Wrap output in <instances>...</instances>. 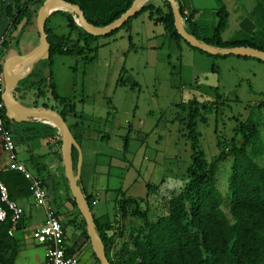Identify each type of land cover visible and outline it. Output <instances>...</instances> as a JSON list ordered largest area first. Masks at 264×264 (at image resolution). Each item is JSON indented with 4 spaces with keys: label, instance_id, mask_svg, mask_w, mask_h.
<instances>
[{
    "label": "rangeland",
    "instance_id": "1",
    "mask_svg": "<svg viewBox=\"0 0 264 264\" xmlns=\"http://www.w3.org/2000/svg\"><path fill=\"white\" fill-rule=\"evenodd\" d=\"M224 1L230 12L224 40L241 33L248 37L250 32H264L258 24H247L241 29V16L254 18L251 11L256 0L244 1L249 12L243 14L237 9L243 0ZM197 4L218 8L217 0H201ZM205 20L213 22L210 14ZM52 25L59 34L68 32L61 15L56 16ZM132 26L131 39L129 33L120 29L94 42L91 47L99 48L92 61L88 62L91 55L88 48L79 56L56 54L52 58L56 91L75 105V113L67 117V124L74 134L82 132L75 160L77 164L81 161L85 190L97 201L93 212L99 222L114 217L124 196L146 197L149 192L154 203L158 195H168L184 185L192 162V143L183 124L188 110L184 113L178 105L195 97L216 100L220 94L223 110L218 120L211 115L208 125L197 126L200 133L197 143L211 160L219 154L216 123L228 137L235 117L247 119L251 109L264 102V60L212 55L186 43H182L180 51L165 36L164 26H157L147 13L135 18ZM37 67L41 76L48 74L44 61ZM34 96L30 93L29 99L22 102L36 104ZM39 99V106L43 103L57 106L48 92ZM76 122L75 129L72 126ZM26 142L32 145L36 140ZM16 147L19 159L29 165L30 147L26 143ZM35 149L45 153L48 170L43 171V177L53 207L66 221L77 218L79 213L69 202L73 196L63 158L55 153L54 145L44 144ZM227 187L225 182V193ZM39 207L31 208L29 222L42 220L43 208ZM151 218L154 220L156 215ZM67 229L72 238L75 227L67 224ZM92 253L82 252L79 264H95Z\"/></svg>",
    "mask_w": 264,
    "mask_h": 264
},
{
    "label": "trees",
    "instance_id": "2",
    "mask_svg": "<svg viewBox=\"0 0 264 264\" xmlns=\"http://www.w3.org/2000/svg\"><path fill=\"white\" fill-rule=\"evenodd\" d=\"M44 1L0 0V21L3 16L9 20L5 30L0 32V36L5 35L1 52L2 66L6 61L4 56L9 49L14 44L18 46L22 34L37 22L38 12ZM65 1L79 5L86 19L95 27L108 26L120 18L134 2V0ZM257 1L259 10L264 6V0ZM217 3L215 24L207 21L206 24L202 17L196 18L198 11L194 10L186 17L184 26L186 31L209 45L251 46L264 51L262 31H258L257 34L250 32L248 37L239 34V37L231 40L223 39L228 27L229 11L224 0H217ZM164 6L168 8L166 13H163L161 7H155L152 3L144 5L140 12L147 11L151 19L159 17L165 24L166 35L170 39L195 48L178 33L170 2L165 0ZM181 11L184 16L182 6ZM57 13L62 14L66 20L68 32L65 34H59L50 25L52 16ZM136 15L112 33L95 36L78 25L73 13L53 12L46 20V33L51 45L50 56L42 58L48 74L41 76L38 67L35 66L18 82L13 91L14 99L23 103L22 100L30 92H35L36 99L48 92L57 106H49L48 103L42 105L59 111L67 121V117L75 113V105L68 99L61 98L56 91L52 72L53 56L56 54L79 56L88 48L91 52L88 62L92 61L99 46L91 47V45L102 37L113 35L120 29L129 27ZM247 24L254 25L250 20H246L241 29L247 27ZM37 100L34 106H39ZM178 106L184 113L188 110L187 117L183 118V124L187 127V137L192 143V162L184 185L179 190H172L168 195H158L154 203H151L149 192L146 197L124 196L119 201L114 217L105 222H99L93 212L98 234L109 262L111 264H264V119H262L264 102L252 108L247 119L235 117L236 123L231 126L228 137L220 130L219 122L216 123L214 133L219 154L211 160H208L205 150L197 143L200 136L197 126L208 125L211 115H215L216 121L218 120L223 110L220 94L216 100H201L195 97ZM0 115L5 118L15 139L37 140L42 135L40 130L35 131V127H32L28 128L30 134L24 136L21 131H27V128L23 127L26 122H16L8 118L6 109L0 110ZM76 125L78 126L77 122ZM43 129L58 136L57 153L62 160L61 151L64 141L58 128L46 125ZM81 133L78 135L73 133L78 143ZM76 156L78 157V149L73 147L75 170ZM42 157L43 155H38V158ZM5 160L6 154L0 135V179L7 185L11 199L18 202L29 198L30 182L19 172L3 170ZM31 166L39 176L46 169L45 164L40 160L32 162ZM41 178L45 183L43 176ZM225 182L228 185L227 193L223 188ZM80 184L93 211L96 199L87 193L81 180ZM148 187L151 188V185ZM71 200L80 217V223L76 226L84 229L86 238L90 240L86 221L78 209L76 200L74 198ZM152 214L156 215L154 220L151 218ZM23 219L24 212L17 224V230L21 228ZM70 222L78 221L74 218ZM12 226L11 216L0 223V264H14L20 248L19 239L15 235H9ZM62 226L64 229L65 224L62 223ZM67 253L72 254L70 250ZM93 254L95 255L94 252ZM96 259L98 260L97 257Z\"/></svg>",
    "mask_w": 264,
    "mask_h": 264
},
{
    "label": "water",
    "instance_id": "3",
    "mask_svg": "<svg viewBox=\"0 0 264 264\" xmlns=\"http://www.w3.org/2000/svg\"><path fill=\"white\" fill-rule=\"evenodd\" d=\"M58 1L62 4L61 8L50 10L51 4ZM146 0H134L132 6L117 20L105 27H95L85 17L83 11L77 4L69 3L65 0H45L40 8L37 16V27L41 37L39 46L25 55H18L14 58H9L5 61L3 66L4 78H5V92L3 99L6 106V114L8 118L15 120L16 122H24L31 119L42 120L45 123L51 124L58 128L63 138V163L65 167L66 177L69 184L70 191L73 198L76 200L79 211L84 217L87 224V232L90 238L93 252L98 258L100 264H111L106 256L105 247L99 237L97 224L93 211L90 208L89 203L86 200V194L84 193L80 184L81 180V161L78 162L76 170L73 161V147L78 149L79 143L77 142L74 134L72 133L67 121L60 115L59 111L51 108H45L41 106H28L25 105L13 97V91L18 82L27 76L32 69L23 77H17L11 75V68L15 65L24 67L25 64L34 59L33 64L40 58L49 57L50 43L46 33V20L54 11L64 10L74 14L78 25H80L87 32L95 36H106L112 33L114 30L122 27L125 22L133 17L139 8ZM170 2L172 11L174 14V23L178 33L192 46L207 52L212 55H236L257 57L264 60V51L251 47V46H231V47H217L209 45L194 35L188 33L184 27L183 14L181 11L180 2L178 0H167ZM32 64V65H33Z\"/></svg>",
    "mask_w": 264,
    "mask_h": 264
},
{
    "label": "crops",
    "instance_id": "4",
    "mask_svg": "<svg viewBox=\"0 0 264 264\" xmlns=\"http://www.w3.org/2000/svg\"><path fill=\"white\" fill-rule=\"evenodd\" d=\"M8 1L10 2L12 0H8ZM22 1H27V0H22ZM164 1L165 0H146L143 3V5L139 8V10L137 11L138 14L137 13H136L137 15L135 14L136 16L133 18V20L135 18H137L140 14L147 13L150 20H154L156 22L157 26H164V29H165V24L163 23L162 20L159 19V17H158V19H151L150 16H149L150 14L147 11L140 12L141 8L144 5H147L148 3H152L155 7H161L163 9V13H166V12H168V8L166 6H164ZM198 1H201V0H179L181 6L184 9V12L186 10L190 14L192 11L197 10L198 12L195 15L196 18L199 19V18L202 17L203 20H205L207 15L210 14V18L213 19L212 23L215 24L217 22L216 12H217L218 8L217 7H213V6L211 8H207V6H206V8H205V6L198 5L197 4ZM244 1L245 0H243V2H241L237 6V9L241 10L242 14L245 13V12H249V9L247 10V7H246L247 3L244 2ZM258 5H259V3L256 0L255 5L253 6V9L251 11V14L252 13L254 14V18L253 17H248V16L247 17L246 16H241L240 17L241 18V20H240L241 21L240 22L241 26H242L243 22H245L246 20H250L253 24L260 25L261 28L264 31V6L260 7V9L258 10ZM227 9H228V7H227ZM57 11H64V10H57ZM58 15L62 16V14H60V13L54 14L52 16V18H51V23H50L52 29L55 30V31H56V29L52 25V23H53L54 19L56 18V16H58ZM229 18H230V12H229ZM133 20L131 21V24H130L129 27L124 28V32L129 33L130 39H131V36H132V28H133L132 22H133ZM205 23L207 24L206 20H205ZM8 24H9V20L6 17L3 16L1 21H0V32L5 30V28L7 27ZM184 26H185V24H184ZM245 33L247 34L248 32L246 31ZM164 34H165V36H167L166 35V29H165V33ZM240 35L243 36V34H240ZM231 39H229V40H231ZM40 41H41V37H40L39 31H38L37 22H36L35 24L29 26L28 30H26L22 34V36L20 38L19 45L15 46V44H14L9 49L8 53L4 56V59L7 60L9 58L17 57L19 55V53H21L22 55L28 54V53H30L31 51H33L34 49H36L39 46ZM173 42H175V41H173ZM176 45H178L180 51H182V43H176ZM40 62H42V58H40L34 64L31 63L30 65H27V67H26V68H28V72L27 73H29V71L31 69L30 68L31 66H32V69H33L35 66H38V64ZM23 76L24 75H22L21 77H23ZM30 93L35 94V92H30ZM30 93L27 94L26 98L24 99L25 101H27V99H29ZM34 97L35 98L33 99V101H36L38 98H40V97H38L36 99V95ZM37 101L39 102L40 99L37 100ZM27 103H30V102H27ZM27 105L34 106L35 104L30 103V104H27ZM24 122H26V124L23 127L27 128V131H23V130L21 131L24 136H28L30 134V131L28 130V128H32V127H35V131L36 130H40V132H42V135L36 140V143H33L32 145L28 144L26 142V140L22 141L20 138H18V139L16 138L15 139L16 146H18L19 143H21V144L22 143L23 144L26 143L30 147L29 148V151L31 153L30 154V160H29L30 162H29V165L27 163L26 164H27V166L29 167V169L33 173L37 174L36 172H34L35 169L32 170L33 167L31 166V163L32 162L34 163L37 160H40L42 163H44L45 153H41L40 151L38 152V151H36L35 148L37 146H43L44 144H46V145H54L55 153H57L59 148H58V145L56 143V141H57L56 139H58V136L55 135L56 133H51L50 131L43 129L46 125H50L52 127H55V126H53L51 124H48V123H45L42 120L31 119V120H27V121H24ZM72 127H75V129L78 128V126L77 125L75 126V124H73ZM59 133L61 134L60 131H59ZM38 155H43V157L40 159V158H38ZM57 155L59 156L58 153H57ZM58 165L60 166L59 163H58ZM45 166H46V169L44 170V172H46L48 170L47 164H45ZM57 171H60V170L58 169ZM43 173H42L41 176H43ZM49 175L51 176V173ZM46 190H47V188H46ZM48 193L49 192L47 190V204L52 209L55 210V208L52 205V202L49 200V194ZM69 202H70L71 206L74 209L75 207L73 206L72 200L70 198H69ZM18 203L22 206V208L24 210V219H23L22 225L20 226L21 228L19 230L16 229V231L14 232V235L16 237L18 236V234L21 235V237H17L19 239L20 248H19V250L17 252V255L15 257L14 264H43L44 261H45V257H46V249H45L43 244L39 243L33 237V232L43 225V223L45 221V217H46L45 208L42 207L43 208V217H42L41 221H39L38 223L37 222H29V215L32 214L31 213V208L32 207L38 208L39 206H37L34 203V200H33L32 196H30L29 198H26L24 200L18 201ZM96 203H97V201H96ZM56 213L58 214V216L61 219L62 223L65 224L64 232H65V240H66V244H67L68 250H70V252L72 254H76L77 256H79L82 252L89 253V252L93 251L92 246H91V242H90V240H88L86 238L84 229L79 228V227L76 226L77 223H80V217L77 216V221L78 222H70L72 219L69 220V221H66L67 218H62L61 213H59L58 211H56ZM67 224H69V225L72 224L75 227V232L72 234V238L69 237ZM92 256L95 259V264H99V262L96 259L95 255L93 254V255H91V257Z\"/></svg>",
    "mask_w": 264,
    "mask_h": 264
},
{
    "label": "built area",
    "instance_id": "5",
    "mask_svg": "<svg viewBox=\"0 0 264 264\" xmlns=\"http://www.w3.org/2000/svg\"><path fill=\"white\" fill-rule=\"evenodd\" d=\"M179 1V0H178ZM188 12L185 10L183 22L185 23ZM5 35L0 36V110L6 109L3 95L5 92V78L2 66V46ZM0 135L3 150L6 154L5 171H16L21 173L30 182L31 196L37 206L45 208L46 217L43 225L33 232V237L46 249V257L43 264H79L76 254H68L65 240V232L57 213L47 204V190L43 179L33 173L27 164L20 160L12 130L7 126L5 118L0 115ZM22 206L10 198L7 185L0 179V223L11 216L13 226L9 229V235H14L17 224L23 215Z\"/></svg>",
    "mask_w": 264,
    "mask_h": 264
},
{
    "label": "bare ground",
    "instance_id": "6",
    "mask_svg": "<svg viewBox=\"0 0 264 264\" xmlns=\"http://www.w3.org/2000/svg\"><path fill=\"white\" fill-rule=\"evenodd\" d=\"M61 7H62V4H61L60 2H58V1H55V2H53V3L51 4V8H50L49 11L54 10V9H58V8H61ZM34 61H35L34 59L28 61V62L25 64L24 67L19 66V65H15V66H13V67L11 68V71H10L11 75H13V76L15 75V76H17V77H21L22 75H25V74L28 72V68H26L27 65H30V64L33 63ZM30 68H31V67H30ZM22 71H23V72H22ZM21 72H22V73H21Z\"/></svg>",
    "mask_w": 264,
    "mask_h": 264
}]
</instances>
